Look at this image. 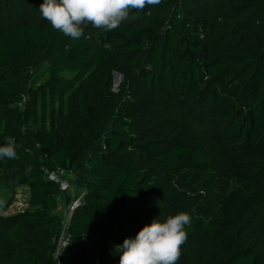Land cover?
Instances as JSON below:
<instances>
[{"label":"trees","instance_id":"16d2710c","mask_svg":"<svg viewBox=\"0 0 264 264\" xmlns=\"http://www.w3.org/2000/svg\"><path fill=\"white\" fill-rule=\"evenodd\" d=\"M42 3L0 0V264H120L180 212L177 264H264V0H159L75 41ZM52 173L83 190L66 226Z\"/></svg>","mask_w":264,"mask_h":264},{"label":"clouds","instance_id":"9594fccd","mask_svg":"<svg viewBox=\"0 0 264 264\" xmlns=\"http://www.w3.org/2000/svg\"><path fill=\"white\" fill-rule=\"evenodd\" d=\"M159 0H43L40 15L53 29L72 40L84 36L86 27L110 32L129 19L133 10L158 4ZM0 145V160L15 159L19 147L14 138H5ZM191 225L187 212L169 215L166 219L154 218L135 237H127L122 244L114 245L120 254V264H177L187 240L186 226Z\"/></svg>","mask_w":264,"mask_h":264},{"label":"rangeland","instance_id":"374dc122","mask_svg":"<svg viewBox=\"0 0 264 264\" xmlns=\"http://www.w3.org/2000/svg\"><path fill=\"white\" fill-rule=\"evenodd\" d=\"M117 81H121V80H117ZM118 82V83H119ZM118 83H116L115 80V84L117 85ZM189 129L194 133V135L199 136V138L204 139V140H209L211 137L209 135V133L207 132V130L205 129V127L201 124H193L189 127ZM65 176H67V180H69V184H70V188L67 190V193L69 194V197L71 200H76L79 197H81L80 192L83 191L82 188L78 187L76 188L74 185V181L69 177V175H67V173H65ZM66 196H60L58 198L59 202L61 203V205L64 206V204H66ZM26 198H27V190L25 188H20L17 192V195L15 196V198L11 201V203H9V205H7V208H3L2 212L5 213H11L14 212L18 209L24 208L26 207ZM62 206V207H63ZM62 209V208H59Z\"/></svg>","mask_w":264,"mask_h":264},{"label":"built area","instance_id":"2783aa9c","mask_svg":"<svg viewBox=\"0 0 264 264\" xmlns=\"http://www.w3.org/2000/svg\"><path fill=\"white\" fill-rule=\"evenodd\" d=\"M60 172H62V171H60ZM51 178L54 179L59 184V188L62 191H67L70 188L69 182H67L66 180L61 179L58 176V174L52 173L51 174ZM79 201H80V197L78 199H76V200H72L70 202V204L67 205L66 209L63 212V214H64V226L67 225V220L71 216V213H72L73 209L79 204ZM66 242H67L66 234L62 233L60 238H59V241H58L59 248L64 247Z\"/></svg>","mask_w":264,"mask_h":264},{"label":"bare ground","instance_id":"6f19581e","mask_svg":"<svg viewBox=\"0 0 264 264\" xmlns=\"http://www.w3.org/2000/svg\"><path fill=\"white\" fill-rule=\"evenodd\" d=\"M115 80H116V83L119 82V81H117V80H120V76H116V77H115Z\"/></svg>","mask_w":264,"mask_h":264},{"label":"water","instance_id":"95a60500","mask_svg":"<svg viewBox=\"0 0 264 264\" xmlns=\"http://www.w3.org/2000/svg\"><path fill=\"white\" fill-rule=\"evenodd\" d=\"M116 76H120L118 73H114V78L116 77ZM120 80H121V76H120ZM118 83V82H117Z\"/></svg>","mask_w":264,"mask_h":264},{"label":"crops","instance_id":"0c3cea01","mask_svg":"<svg viewBox=\"0 0 264 264\" xmlns=\"http://www.w3.org/2000/svg\"><path fill=\"white\" fill-rule=\"evenodd\" d=\"M61 210V209H60Z\"/></svg>","mask_w":264,"mask_h":264}]
</instances>
